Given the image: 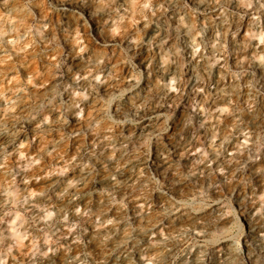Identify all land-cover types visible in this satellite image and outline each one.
Returning <instances> with one entry per match:
<instances>
[{
	"label": "rangeland",
	"instance_id": "374dc122",
	"mask_svg": "<svg viewBox=\"0 0 264 264\" xmlns=\"http://www.w3.org/2000/svg\"><path fill=\"white\" fill-rule=\"evenodd\" d=\"M262 35L264 0H0V264H264Z\"/></svg>",
	"mask_w": 264,
	"mask_h": 264
},
{
	"label": "clouds",
	"instance_id": "9594fccd",
	"mask_svg": "<svg viewBox=\"0 0 264 264\" xmlns=\"http://www.w3.org/2000/svg\"><path fill=\"white\" fill-rule=\"evenodd\" d=\"M251 5H249L250 7ZM145 7H148V5L146 4ZM262 43H264V35L258 37ZM196 51L199 52V47L196 48ZM261 59H264V57H261ZM173 84L175 83V81L172 82ZM174 90V89H173ZM76 95H80V93H77ZM86 98V97H85ZM262 200H264V197H261ZM51 213L48 214V216L46 217V219L51 218ZM109 223H111V221H109Z\"/></svg>",
	"mask_w": 264,
	"mask_h": 264
}]
</instances>
